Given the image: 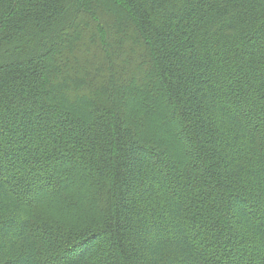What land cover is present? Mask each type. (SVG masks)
Here are the masks:
<instances>
[{"label":"trees","instance_id":"1","mask_svg":"<svg viewBox=\"0 0 264 264\" xmlns=\"http://www.w3.org/2000/svg\"><path fill=\"white\" fill-rule=\"evenodd\" d=\"M0 264H264V0H0Z\"/></svg>","mask_w":264,"mask_h":264}]
</instances>
